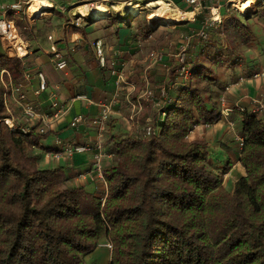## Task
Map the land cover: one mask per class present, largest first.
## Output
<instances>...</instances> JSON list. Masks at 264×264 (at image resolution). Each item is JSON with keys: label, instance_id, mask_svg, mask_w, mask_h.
<instances>
[{"label": "trees", "instance_id": "16d2710c", "mask_svg": "<svg viewBox=\"0 0 264 264\" xmlns=\"http://www.w3.org/2000/svg\"><path fill=\"white\" fill-rule=\"evenodd\" d=\"M220 25L249 44L238 17ZM21 59L0 57V264H87L102 239L109 264H264V113L230 108L245 175L229 192L223 180L234 163H215L206 143L185 140L195 115L204 124L220 117L209 87L217 77L194 65L189 85L156 116L160 133L104 134L103 202L70 185L65 167L40 166L34 150L46 134L37 126L6 124L4 96L24 79ZM195 79L204 89L190 85Z\"/></svg>", "mask_w": 264, "mask_h": 264}, {"label": "crops", "instance_id": "0c3cea01", "mask_svg": "<svg viewBox=\"0 0 264 264\" xmlns=\"http://www.w3.org/2000/svg\"><path fill=\"white\" fill-rule=\"evenodd\" d=\"M143 1L134 0L131 4L135 9H139L140 5L137 3ZM35 2L46 3L48 7L37 13H31L30 8ZM112 2L119 4L118 6L129 4V0H0V12L11 5H19L18 9L9 10L7 16L15 23L19 36L15 40L20 44H16V47L18 53L21 50L23 54L20 57L23 58L22 64L26 68L25 72L29 73L30 79L29 81L23 79L17 87L18 96L21 97L19 98L21 105L16 109L17 117L22 121L24 119L23 123L27 121L32 123L37 126V130L46 134V138L41 142L42 149H36L34 153L41 157L40 163L44 168L65 167L69 184L81 186L93 196L103 194L104 187L102 181L90 173L98 135L90 121L98 118L105 107L112 109L114 117L121 115L122 100L119 96L116 97L114 70L117 71L119 65L131 68L138 64L136 58H139L143 44L154 34L153 29L146 34L143 29L133 25L132 18L120 15L116 18L111 17L112 21L108 18L104 21L105 25L101 22L105 15L103 14L99 19L100 23L88 21L85 18L80 27L72 26L75 19L73 16L77 14L78 8L97 4H104L106 8H109ZM172 2L182 6L183 9L187 7L183 0H172ZM218 2L219 0H202V6L204 10L214 9ZM173 9L180 12L181 16L191 15L188 17L193 18L192 9L187 12H181L176 6ZM202 10L196 14L195 18L199 19V16L204 13ZM147 21L150 24V20L147 19ZM97 40H101L107 49L109 47L118 54L107 55L105 68L100 67L93 56L92 44ZM52 50L66 61L65 70L58 71L54 68ZM253 52L255 62L244 65L245 71L239 74L235 83L228 85L232 88L225 94L228 100L233 101H226V105L223 102L222 108L229 107L230 103L235 106L248 105L247 99L256 95L260 86L264 84V76L261 79L260 77L254 79L252 76L255 73L264 72V45ZM4 53V48L0 44V57L4 56ZM112 63L115 66H111ZM38 73H41L45 79L44 91L39 90ZM242 75L244 78H240ZM224 92H226L225 89L221 93ZM54 103H56L55 107H53ZM24 104L30 106L35 115L34 118L29 119L23 114L22 105ZM77 117L86 119L87 122L73 124V120ZM224 124V121L216 124L218 130L216 138L222 136L225 130ZM221 142L222 139L217 142L215 148L220 155L218 160L222 162L224 161L222 158L230 159L234 163L235 173L243 176L244 169L236 157L238 143L231 142L233 149ZM71 144L90 147L91 150L86 153H74L69 157L63 155L54 157L55 153L61 152ZM231 154H235V162ZM107 160L108 158L103 159L104 165L108 162ZM98 252H102V249L98 248L95 254Z\"/></svg>", "mask_w": 264, "mask_h": 264}, {"label": "rangeland", "instance_id": "374dc122", "mask_svg": "<svg viewBox=\"0 0 264 264\" xmlns=\"http://www.w3.org/2000/svg\"><path fill=\"white\" fill-rule=\"evenodd\" d=\"M149 1L150 0H144L142 3H137L140 5L139 12L134 8L133 16H128V18H132L131 22H133V25L137 28H141L146 32L145 25L148 24L150 29H153L154 31L151 39L147 40L143 44L141 49L142 51L141 53H139V58H136L138 59V64H135V66L133 67L131 66V68L125 67L124 70L129 80H133L134 83H136V90L129 97V99L133 103L138 102L140 104V109L138 108V106L136 109L129 107L125 102V92L118 91L119 99L122 100L120 108L121 115L118 117H114L112 109L110 110V113L106 120L107 122L105 124V129L102 132V139L109 127L112 129V132L117 133V135H119V133H122L119 136L129 134L139 135L140 133L143 134L145 131V134L148 136L151 132V129H154L155 133L157 134L160 133V128H156L154 125L156 116L160 115V117H164L165 105L174 101L176 97L175 90H179L178 87H185L189 85L188 83L190 82V70L194 65L199 64L202 67L213 70V74L217 77V84L212 83L209 87H211L213 91H215V93L218 92V97L213 99V104L217 109H219L220 117L218 121L212 124H204L200 123L198 121L197 115H195V121L189 128L185 140L188 142L198 141L206 144L207 142H210L207 144V148L211 152L212 160L215 163H222L220 160H217L220 158V155H218L215 150L217 142L222 139V142L226 143L229 148H233V144H231L232 141L238 143V147H240V142L242 141L239 140L238 136L235 133V126L233 121L230 119V113H228V116H225V113L222 112L224 111V108H222L221 104L224 102L223 104L226 105V101H233L230 99L228 100L225 94L230 88H232V86L228 85L235 83L239 74L245 71L243 69L244 65H251V63L255 62V53L253 51H255L256 48H261V46L264 45V0H253V4L251 5L250 10L246 13L245 16L240 15L237 6L235 7L234 4H231L230 0H219L218 4H220L219 6L221 8L218 14H216L217 12L213 11V13L215 14V22L208 21V18H210V10H204L203 7L202 11L204 13L199 16V19L194 17V20H192L190 17H188L190 15L177 16L171 14L172 16H170V19L167 22H164L162 20L157 22L153 26L150 25L147 21V19L151 20L154 14L153 10L147 8L148 3H150ZM129 3L131 4V2ZM88 5L90 4L88 3ZM118 5L119 4H115V2L109 4V8H107V12L103 16V20L101 21L103 25H105L104 21L108 18H110L109 21H112L113 18L111 17L116 18L119 15L123 17L122 12L124 10H120L119 12H117L116 6ZM90 6L93 7L92 5ZM171 6L178 7L181 12H187L191 10V7L189 6L183 9L182 6H179L175 3ZM260 12H262L261 17H259ZM218 16L220 17V23L216 22L219 19L217 18ZM233 16L238 17L243 23H246L249 26L252 33L249 37V44H243L241 36L234 34L233 32H230V34L225 33V31L220 28V24L223 21L228 20ZM73 18L75 19L72 23V26L80 27L85 18L88 19V21H98L100 23L99 19H101L102 17L99 19H92L88 15L77 13L73 16ZM201 30L204 33L205 38L196 36V34ZM14 41L16 43V40ZM17 43H19V41ZM0 44L3 46L5 51V42L4 44ZM184 47L186 48V50L182 54H180V57L183 58L184 63L186 64L185 66L188 68L186 73L182 72L179 69L180 65L178 62V55ZM106 48L107 46H105V50ZM7 53L10 54V58L13 57V55H15L14 57H20L18 56V51L16 52L15 50H7ZM7 53L5 51L4 54L8 57ZM111 53L113 54L114 52L113 50L109 49V54ZM230 62H232L233 64H231L232 67L229 68L228 65H230ZM176 68H178V70ZM243 76L244 75L240 76V78H244ZM206 77H209V75H207ZM262 77L263 76H260V79ZM211 79L213 78L209 77V80ZM237 82H239V80ZM197 83L198 82L195 79L191 81L190 85L192 87L200 86V88L204 89L207 82L202 81L199 84ZM218 84L220 85L222 91L225 89L226 92L221 93L222 91H219V89L216 88ZM162 90H164V93L162 92ZM148 92L150 93V95L147 94ZM263 94L264 84L260 86L259 91L256 95H252L250 97L249 95H247L249 97L247 99L248 105L242 104L237 106L243 109L245 107H249L248 109L255 113H264ZM140 96H142L143 98L140 99ZM19 98L21 97L18 96L17 88L13 87L10 84L8 94L4 96V99L7 103V108L9 107V111H7L12 116H14V118H12L13 120H10L11 124H9V126L11 128L12 126L14 127L13 122L16 121L25 129L24 132H26V129H28L29 126L32 127L34 125L28 121L26 123H23L25 122V120H19V118L17 117L18 113L16 109L21 105ZM156 103H158L159 105H157ZM232 106L235 105L230 103V106H225V109L229 108L230 110ZM219 121H224L225 130L220 138H216L218 134L216 124ZM229 123H233V129L230 127ZM27 124L29 125L27 126ZM12 129L14 130L15 128ZM102 139L100 140L101 148L103 146ZM71 145L66 146V148L71 147ZM96 145L97 141H95L94 148H96ZM238 147L236 152H238ZM62 152L63 150L58 153V156L54 157L61 156ZM102 152L104 154L103 149ZM95 153L93 154V164ZM62 155L65 157L71 156V154L66 155L65 152ZM46 157H49V155H46ZM231 157L235 162V154H231ZM236 157L238 159V155H236ZM104 158H106L105 154ZM104 158L101 159V175L97 174L96 171L93 170V164L90 169V173L100 179L103 183V194L99 193L95 196L102 198L103 202L107 194V186L103 179ZM222 160L225 161V158H222ZM40 166L44 168L41 163ZM237 168L240 169L239 166H237ZM217 172L218 171L216 170V173ZM244 175L245 171L243 176ZM240 177L242 176L235 173V166L233 165L229 172L224 176L223 187L227 191L231 192L235 181ZM72 186L74 185L72 184ZM105 241V239H102L99 242L98 248L102 249V252H98L97 254L93 252L84 258L87 264H109V251L107 250L108 248L105 245Z\"/></svg>", "mask_w": 264, "mask_h": 264}, {"label": "built area", "instance_id": "2783aa9c", "mask_svg": "<svg viewBox=\"0 0 264 264\" xmlns=\"http://www.w3.org/2000/svg\"><path fill=\"white\" fill-rule=\"evenodd\" d=\"M131 1H134V0H129V2H131ZM166 2L170 3L171 5H174L172 0H166ZM183 2L186 4V6L191 7L192 12L194 14L192 19L194 20V17H196V14L199 13L203 8L202 0H183ZM219 5L220 4L217 3V5L214 7L215 11L217 12L216 14H218V12L221 8ZM18 8H19V5H11L8 7V9H5V10L0 12V43L4 44V42H5L6 53H7V50H10V51L15 50L16 52L18 51L16 44H19V43H17V41L15 43V41H14V38H15L14 36L19 38L17 31H16L15 23L12 19L8 18V16H7V12L9 10H15ZM214 9L213 8L209 9L210 10V18H208V21L215 22V19H214L215 14L213 13ZM216 22L220 23L221 21L219 19ZM196 36H199L200 38H205V35L202 32V30L199 31L196 34ZM187 44H188V42H187ZM92 48H93V56H94L95 60L97 61L98 65L102 68L107 67L106 64H107V57H108L107 55H109V48L108 49L106 48V50H107V52H106L105 45L103 44V42L101 40L95 41L92 44ZM185 50H186V48L184 47L183 50H181L179 55H178L179 56L178 62L180 65L179 69L184 73H186L188 68L185 66L186 64L184 63L183 58L180 57V54H182ZM52 51H53V58L52 59H53L54 68L58 71L65 70V68L67 66L66 61L63 58H61V56L55 50H52ZM7 54H8V57H10V54L9 53H7ZM112 55H118V54L113 53ZM14 56L15 55H13V57ZM19 58H21V57H19ZM111 66H115V65H113V63H112ZM124 70H125V65H119V69L117 71L114 70V74H115L114 85H115L116 97L118 96V91L119 92L124 91L125 92V102L128 104V106L133 108V109H136L138 106V108L140 109V104L138 102L133 103L129 99V97L136 90V88H135L136 83H134L133 80H129V78L127 77L126 72ZM127 74H129V73H127ZM260 76H264V73L260 72V73L253 74V78H258ZM37 77L40 80L39 90L44 91L45 79L41 73H38ZM24 79L26 81H29V79H30L29 73L25 72ZM162 92L164 93V90H162ZM163 93H162V95H163ZM147 94L150 95L149 92ZM263 96H264V94H263ZM142 98L143 97L140 96V99H142ZM20 99H19V101H20ZM156 104L159 105L158 103H156ZM55 106H56V103L53 104V107H55ZM22 109H23V114L29 116V119H32L31 117L35 116L28 104L22 105ZM7 110L9 111L8 108H7ZM110 110L111 109L109 107H105L103 109L101 115L98 116V118L90 121V124L96 128L97 133H98V135H97L98 140H96L97 145L95 148L96 153L94 156L93 170L96 171V173L99 175H101V172H102L101 159L104 158V154L102 152V148L100 145V140L102 139V132L105 129V124L107 122L106 120H107V117L110 113ZM262 110H259V111H262ZM229 111H230L229 109H224V111H222V112L225 113V116H228ZM81 122L84 123V122H87V120L81 119V117H77L73 120V124L81 123ZM229 125L233 129V123H229ZM239 140L242 141L241 139H239ZM241 144H242V142H240V145ZM89 151H90V148H88V147L71 145V147H69V148L65 147L63 149L62 154H64V152H65L66 155H69V154L72 155L74 153H86ZM58 153H60V152L55 153V154H57L55 156H58ZM105 245L108 249L111 248L110 244L107 243Z\"/></svg>", "mask_w": 264, "mask_h": 264}, {"label": "bare ground", "instance_id": "6f19581e", "mask_svg": "<svg viewBox=\"0 0 264 264\" xmlns=\"http://www.w3.org/2000/svg\"><path fill=\"white\" fill-rule=\"evenodd\" d=\"M149 2L150 3H148L147 8L154 11L152 19L150 20V24L152 26L155 25L157 22L162 21V20L164 22H167L170 19V16H172V15L181 16L180 12H178L177 10H174L173 7H171V5L166 3L165 0H151ZM230 3L234 4L235 7L237 6L238 11L240 12V15L245 16L246 13L250 10L251 5L253 4V0H249V1H247V0H230ZM46 7H48L46 3L35 2L33 4V6H31V8H30V12L31 13H37L41 9H44V8L46 9ZM116 9L118 12L120 10H124L122 12L123 17L128 18V16H133V14H134V6H133V4H130V3L127 5L122 4L120 6H117ZM136 10L139 12L138 8ZM76 11H77V13H80L82 15H88V16H91L92 18L95 17V19H99L102 17L103 14H105L107 12V8L105 7L104 4H97L95 6L93 5V7L84 6V7L78 8ZM217 18L220 19L219 16ZM14 37L17 38L16 36H14ZM15 38H14V40H15ZM20 53H18V56L23 55L21 50H20ZM6 123L8 125L11 124L10 120H6Z\"/></svg>", "mask_w": 264, "mask_h": 264}]
</instances>
